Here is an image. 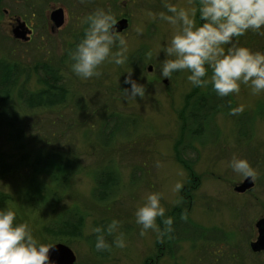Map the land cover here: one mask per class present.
<instances>
[{
	"label": "rangeland",
	"instance_id": "374dc122",
	"mask_svg": "<svg viewBox=\"0 0 264 264\" xmlns=\"http://www.w3.org/2000/svg\"><path fill=\"white\" fill-rule=\"evenodd\" d=\"M168 2L190 9L198 7L199 0ZM163 4L164 0L1 1L0 58L29 70V88L34 90L44 75L39 66L56 65L67 89L65 103L54 108H31L14 99L16 113L24 120L26 144L19 149L7 137L0 143L15 165L0 179L6 205L14 208L16 222L27 223L41 242L70 247L76 255L73 264H264V250L251 249L258 237L256 222L264 218V92L253 95L242 84L239 93L229 94L231 105L225 111L214 112L216 106L212 109L211 101L207 103L204 111H213L209 123L204 128L195 125L197 131L204 129L201 138L191 133L190 124L184 131L187 113L204 106L201 99L209 86L192 87L186 72L173 73L170 80L160 76L165 59L160 49L172 34V26L156 15L166 13ZM57 8L65 13L61 27L50 18ZM95 9L109 11L116 22L128 19L119 32L127 41V61L119 66L106 61L99 67L100 76L83 80L71 72L69 53L83 37L82 18ZM195 20L201 23L198 13ZM22 22L32 30L27 40L12 34L14 25ZM236 39L241 46L264 52V35L249 31ZM129 71L144 87L143 97H125L123 89L130 86L123 81ZM236 107L242 111L229 114ZM111 130L117 133L106 146L102 143L110 140ZM47 153L72 160L75 172L61 182L48 175L38 177L53 199L39 207L41 200L27 198L26 187L35 160ZM233 155L246 158L255 172L254 186L244 192L235 187L246 178L228 167ZM110 167L119 175L111 187L112 198L97 200L94 176ZM176 183L182 185L178 192ZM46 192L39 197L46 198ZM149 192L161 195L166 217L178 221L183 211L198 227L182 226L171 243L151 229L141 236L134 213ZM73 208L83 215L82 229L79 234L72 228L61 233L60 222ZM113 218L120 222L126 247L97 252L87 242L91 229ZM160 221L158 217L163 228Z\"/></svg>",
	"mask_w": 264,
	"mask_h": 264
},
{
	"label": "clouds",
	"instance_id": "9594fccd",
	"mask_svg": "<svg viewBox=\"0 0 264 264\" xmlns=\"http://www.w3.org/2000/svg\"><path fill=\"white\" fill-rule=\"evenodd\" d=\"M163 6L167 14L156 15L172 26V34L160 49L165 57L160 69L162 78L170 80L173 73L186 72L192 87L204 89L211 85V90L221 98L239 93L242 84L253 95L264 92V52L241 46L236 39L249 31L264 35V0H199L198 7L190 9L164 0ZM197 13L201 21L198 25ZM81 23L86 25L83 37L69 53L73 74L87 80L100 76L99 67L106 61L117 66L126 63L127 41L117 31V22L109 11L95 9ZM114 47L117 50L113 51ZM146 55L151 56V52ZM127 73L123 83L130 87L123 89L125 97H143L144 87L132 78L131 71ZM241 111L240 107L231 108L229 114L237 115ZM228 167L244 179L255 178L246 158L233 155ZM181 187L176 183L174 191L178 192ZM161 198L159 193L149 192L136 208L135 222L141 226V236L149 229L158 238L173 232L174 220L165 216ZM158 217L163 228L156 222ZM180 219H187L183 211ZM91 234L95 235L97 252L126 247L125 235L115 218L107 224L95 225ZM107 236H112L111 243ZM54 249L55 244L35 238L27 223L16 222L11 205L0 208V264H57L49 255Z\"/></svg>",
	"mask_w": 264,
	"mask_h": 264
},
{
	"label": "trees",
	"instance_id": "16d2710c",
	"mask_svg": "<svg viewBox=\"0 0 264 264\" xmlns=\"http://www.w3.org/2000/svg\"><path fill=\"white\" fill-rule=\"evenodd\" d=\"M1 1L2 0H0V8ZM0 16H2L1 9ZM39 68L41 69L40 71H42V74H44L39 76L37 79L39 88L35 90L30 89V71L23 69L18 63L9 62L7 59L0 58V143L1 140L7 137L10 141H13L19 149H24L26 144V128L24 126V120L23 118L18 117L16 113L14 99L23 101L26 106L31 108H54L65 103L67 98V89L65 85L62 84L63 76L61 75L60 69L56 65L49 63L43 64L42 66H39ZM22 76H25V78L23 79ZM208 91L209 92L206 94V97H201V100L203 101L202 104L204 106H199L198 110L190 109V112L187 113L188 115H186L182 126L185 131L187 129L186 125L189 126L190 124L191 133L197 132L199 138L203 136L204 129L203 132L202 130L197 131L195 130V125L199 124L201 127L203 125L205 126L206 123H209V117L213 113V107L216 106V108H214V112L217 109L225 111L226 107H228L227 105H231L230 97H218L216 93L211 90V85H209ZM15 94L16 96H14ZM209 102V106L212 109L204 111L207 103ZM185 112H187V109ZM119 121L121 123L126 122L125 120H122V118H120ZM117 130H121V126H119ZM100 133L102 135V131ZM116 133L111 130L109 133V135L111 134L110 140H106L102 144L109 146V141L114 139L113 137L116 136ZM1 147L2 146L0 145V179H3L7 178L10 173H12L15 169V165L8 161L7 155L1 150ZM33 167L34 170L32 171V179L30 178V182L26 187V197H30L31 200L35 201L34 203H37L36 199L38 198L41 200L39 207H47L49 202L51 203L53 201L52 195L49 194L50 192L45 191L44 184H40L37 178L42 175H48V177L52 180L55 179V182H61V180L63 181L68 175L75 172V165L72 160L65 156L55 153H47L42 155L39 160L36 159ZM118 178L119 175L113 167L105 168L100 172H96L94 176L96 184V190L93 193L94 197L97 200L103 199L107 201L108 198H110L109 194L112 192L111 187L117 185ZM43 192H46V198L42 199L40 197H42L41 194ZM7 202V195L0 189V208L5 207ZM34 206L37 207V205ZM60 223L61 225L59 228L62 229L60 231L61 233L67 232L68 230H71L70 228H72L76 231V234H79L83 226V215L79 214V212L73 208L64 218V222L62 220ZM182 226H186L188 228L198 227L190 222L188 216L186 220H175L173 223V232L165 236L170 243L173 239L175 240V238L178 237L177 231L180 230ZM53 233H55V231H53ZM193 236L195 235L193 234ZM108 238H110V236L106 237L107 240ZM94 241V234L87 238V242L92 245L93 248ZM171 249L172 248H170V250Z\"/></svg>",
	"mask_w": 264,
	"mask_h": 264
},
{
	"label": "water",
	"instance_id": "95a60500",
	"mask_svg": "<svg viewBox=\"0 0 264 264\" xmlns=\"http://www.w3.org/2000/svg\"><path fill=\"white\" fill-rule=\"evenodd\" d=\"M51 20L54 22L56 27H61L65 21V13L63 8H57L51 12ZM18 22H21L17 20ZM128 26L127 19H121L117 22L116 28L118 32L123 31L124 28ZM14 38H19L21 40H27L29 38L28 33L31 31L26 27V23H18L12 29ZM152 67H149L151 70ZM254 186V181L251 178H246L244 182L237 186L235 190L238 192H244ZM256 227L259 231V236L255 242L251 243L252 250L262 251L264 250V218L257 221ZM50 259H53L57 264H73L76 261V255L73 250L65 244H55V249L50 250Z\"/></svg>",
	"mask_w": 264,
	"mask_h": 264
}]
</instances>
